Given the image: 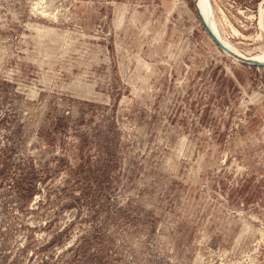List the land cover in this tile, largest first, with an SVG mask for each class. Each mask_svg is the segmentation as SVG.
I'll return each instance as SVG.
<instances>
[{
  "label": "rangeland",
  "instance_id": "rangeland-1",
  "mask_svg": "<svg viewBox=\"0 0 264 264\" xmlns=\"http://www.w3.org/2000/svg\"><path fill=\"white\" fill-rule=\"evenodd\" d=\"M39 2L0 0V264H264V66L194 0Z\"/></svg>",
  "mask_w": 264,
  "mask_h": 264
},
{
  "label": "bare ground",
  "instance_id": "bare-ground-1",
  "mask_svg": "<svg viewBox=\"0 0 264 264\" xmlns=\"http://www.w3.org/2000/svg\"><path fill=\"white\" fill-rule=\"evenodd\" d=\"M40 2H41V0H40ZM194 2H195L196 9L198 10L199 14L203 18V21L205 22L206 27L219 40V42L222 44V46L224 48H226L228 51H230L235 56V58H232L234 61L239 62V60L242 59V60H247V61L264 63V51L261 54L258 53L259 55H254V56L248 55V56H246L245 54L241 53L236 47L227 43L226 41H224L219 36L216 22H215L214 18H212V16H211L212 11L210 8L211 6L209 7V1L208 0H194ZM41 3L43 4V2H41ZM260 18H262V12H260ZM260 22H262V20H260ZM224 53L227 54L226 52H224Z\"/></svg>",
  "mask_w": 264,
  "mask_h": 264
},
{
  "label": "water",
  "instance_id": "water-1",
  "mask_svg": "<svg viewBox=\"0 0 264 264\" xmlns=\"http://www.w3.org/2000/svg\"><path fill=\"white\" fill-rule=\"evenodd\" d=\"M197 12H198V10H197ZM198 15H199V18H200V21H201L203 27L205 28V30L207 31V33L209 34V36L212 38V40L215 42V44L221 50H223L224 52H226L229 56H231L232 58H235V56L230 51H228L226 48H224L222 46V44L219 42V40L209 31V29L206 27L205 22L203 21V18L201 17V15L199 14V12H198ZM239 62H241L243 64H247V65L264 66V63H258V62L247 61V60H242V59H240Z\"/></svg>",
  "mask_w": 264,
  "mask_h": 264
}]
</instances>
